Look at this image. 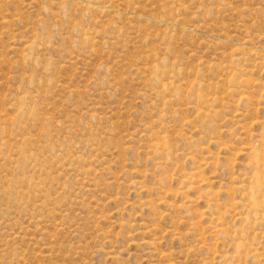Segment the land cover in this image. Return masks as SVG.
<instances>
[{
  "label": "rangeland",
  "instance_id": "rangeland-1",
  "mask_svg": "<svg viewBox=\"0 0 264 264\" xmlns=\"http://www.w3.org/2000/svg\"><path fill=\"white\" fill-rule=\"evenodd\" d=\"M0 264H264V0H0Z\"/></svg>",
  "mask_w": 264,
  "mask_h": 264
},
{
  "label": "bare ground",
  "instance_id": "bare-ground-1",
  "mask_svg": "<svg viewBox=\"0 0 264 264\" xmlns=\"http://www.w3.org/2000/svg\"><path fill=\"white\" fill-rule=\"evenodd\" d=\"M30 48V47H29ZM164 143H165V141H164ZM253 147V146H252ZM259 152L257 151V152H255V156L254 157H256V161H257V157H259L258 155H261L260 153L258 154ZM262 157V156H261ZM259 159V158H258ZM259 161V160H258ZM252 167V166H251ZM257 168V167H256ZM259 173V172H258ZM257 174V173H256ZM259 175H261V174H259ZM256 177V176H255ZM258 177V176H257ZM259 179V178H258ZM257 179V180H258ZM260 180V179H259ZM255 182V181H254ZM253 182V184L255 185V190H257L258 191V189H261V188H258L260 185L258 184V182L256 181L255 183ZM260 184H262L261 183V181H260ZM254 187V186H253ZM262 187V186H261ZM254 190V189H253ZM263 191V190H262ZM254 192V191H253ZM259 192V191H258ZM252 205H253V208L255 209V211L256 210H260V208H261V202H259V200H257V198H256V196H254L253 198H252ZM252 208V209H253ZM260 220V219H259Z\"/></svg>",
  "mask_w": 264,
  "mask_h": 264
}]
</instances>
